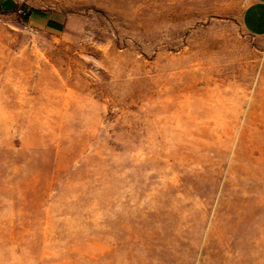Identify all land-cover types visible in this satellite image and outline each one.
<instances>
[{
	"label": "rangeland",
	"instance_id": "1",
	"mask_svg": "<svg viewBox=\"0 0 264 264\" xmlns=\"http://www.w3.org/2000/svg\"><path fill=\"white\" fill-rule=\"evenodd\" d=\"M250 1L0 0V264H264Z\"/></svg>",
	"mask_w": 264,
	"mask_h": 264
},
{
	"label": "crops",
	"instance_id": "2",
	"mask_svg": "<svg viewBox=\"0 0 264 264\" xmlns=\"http://www.w3.org/2000/svg\"><path fill=\"white\" fill-rule=\"evenodd\" d=\"M245 29L254 36H264V0H251L243 14Z\"/></svg>",
	"mask_w": 264,
	"mask_h": 264
},
{
	"label": "trees",
	"instance_id": "3",
	"mask_svg": "<svg viewBox=\"0 0 264 264\" xmlns=\"http://www.w3.org/2000/svg\"><path fill=\"white\" fill-rule=\"evenodd\" d=\"M31 15L30 11H28L27 9H23L21 16L26 19Z\"/></svg>",
	"mask_w": 264,
	"mask_h": 264
}]
</instances>
